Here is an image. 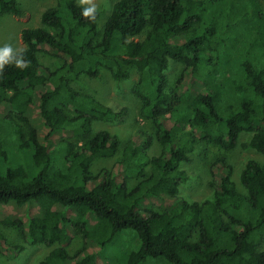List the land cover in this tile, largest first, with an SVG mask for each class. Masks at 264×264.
<instances>
[{
	"label": "trees",
	"instance_id": "16d2710c",
	"mask_svg": "<svg viewBox=\"0 0 264 264\" xmlns=\"http://www.w3.org/2000/svg\"><path fill=\"white\" fill-rule=\"evenodd\" d=\"M86 8L59 0L42 25L21 30L25 46L9 58L23 66L0 69V224L24 226L33 244H58L37 264H104L100 249L126 232L135 245L106 264H264V162L242 169L246 193L220 158L212 199L179 195L182 163L200 139L231 149L249 132L246 146L264 154V0H117L101 39L99 11L83 16ZM4 14L26 11L0 0ZM43 48L63 65L43 66ZM172 60L183 65L174 86ZM131 66L153 135L137 131L115 172L94 175L92 162L114 156L120 140L93 124L124 111L70 81L101 68L125 79ZM153 139L161 151L150 156ZM75 234L83 246L71 254Z\"/></svg>",
	"mask_w": 264,
	"mask_h": 264
},
{
	"label": "rangeland",
	"instance_id": "374dc122",
	"mask_svg": "<svg viewBox=\"0 0 264 264\" xmlns=\"http://www.w3.org/2000/svg\"><path fill=\"white\" fill-rule=\"evenodd\" d=\"M116 1L77 0V2L88 7L94 6L99 11L97 23L100 35L98 39H101L105 23ZM18 2L21 8L26 11L25 16L19 17L13 14L0 16V50L8 47L11 49L10 53L19 51L25 46L21 37L23 27L42 25V13L58 5L59 0H18ZM39 60L43 66L50 70H56L64 63L63 57L51 54L46 48L40 51ZM182 69V64L171 61L168 69L171 86L175 85ZM130 72L129 78L117 80L112 77L107 69L101 68L96 76L83 74L70 81L74 90L94 96L114 111H124L112 121H95L93 124L94 132L108 130L117 135L120 140L118 151L114 156L98 157L92 162L90 170L94 175L99 174L102 170L107 173L115 172L117 163L123 160L125 148L131 143L137 131H142L149 136L153 135L152 123L142 115L141 101L134 93V88L139 79V71L137 67L131 66ZM251 137L252 133L242 132L238 143L231 149L213 142L198 140L190 153V160L182 163V168L187 171L188 180L180 185V198L188 202H202L206 199H212L214 197V188L210 185L214 177L212 167L220 158H224L232 166V179L237 188L246 193L247 191L240 181L242 169L249 159L264 162V154L246 146ZM151 142L152 145L148 148V154L150 156L159 154L161 151L160 144L156 139L151 140ZM136 182V179H132L131 186ZM158 204L161 205L160 202ZM27 216L29 217L30 214L27 213ZM24 218L27 221L26 216ZM0 230L5 237L6 244L9 245L8 248L0 249V264H37L53 247L58 245L57 243L53 246H47L44 243H31L22 225L0 224ZM134 245L133 235L126 232L115 243L100 249L98 257L101 262L106 264V261L115 260L126 249L132 248ZM21 246L22 248L19 249L18 247ZM82 246V235L75 234L66 248L71 254H74Z\"/></svg>",
	"mask_w": 264,
	"mask_h": 264
},
{
	"label": "clouds",
	"instance_id": "9594fccd",
	"mask_svg": "<svg viewBox=\"0 0 264 264\" xmlns=\"http://www.w3.org/2000/svg\"><path fill=\"white\" fill-rule=\"evenodd\" d=\"M94 12H95V7L93 6L84 9L82 15L94 18L93 16ZM10 51L11 49L8 47H5L4 49L0 50V69H2L4 64L12 63V62H14L17 67L23 66V61L20 57H16L14 61L9 58Z\"/></svg>",
	"mask_w": 264,
	"mask_h": 264
}]
</instances>
